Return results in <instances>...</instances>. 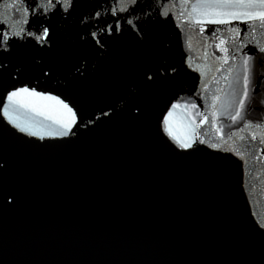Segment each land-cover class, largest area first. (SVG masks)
Wrapping results in <instances>:
<instances>
[{"label": "water", "instance_id": "95a60500", "mask_svg": "<svg viewBox=\"0 0 264 264\" xmlns=\"http://www.w3.org/2000/svg\"><path fill=\"white\" fill-rule=\"evenodd\" d=\"M208 2L0 0V264H264V28Z\"/></svg>", "mask_w": 264, "mask_h": 264}, {"label": "snow or ice", "instance_id": "6c2138e0", "mask_svg": "<svg viewBox=\"0 0 264 264\" xmlns=\"http://www.w3.org/2000/svg\"><path fill=\"white\" fill-rule=\"evenodd\" d=\"M50 2V0H49ZM39 7V5H37ZM226 9H246L247 11H225ZM257 9H259L257 11ZM35 11V9L33 10ZM189 17L194 15H201V16H216V17H231L232 19H245L250 21H259V26L264 28V0H210L208 3L204 4H193L192 11L188 13ZM210 23H219V24H226L229 21L227 19H215L210 20ZM195 23L200 24L203 23L201 20H196ZM111 28V25H109ZM119 28L117 27V31ZM201 32L204 31L203 28L200 29ZM48 32L47 29L42 31V35L40 39L47 38ZM4 41V34L3 31H0V46H2ZM225 44L224 40L219 41V45L217 47L221 48L222 51L227 52L226 48L222 46ZM224 63L228 62V57L225 56L223 58ZM247 63V61H245ZM247 93L245 92V95ZM23 98V99H22ZM9 101L13 104H18L20 107H28L37 115H44V112L38 106L40 102H53L54 105L58 106L64 114L66 115V119L64 120H57L56 123L61 125L62 130L57 131H49L44 133L45 135H66V129H69L73 123H75V114L72 112V109L68 107V105L63 104L60 100H56L54 97L51 96H41L37 92H29L27 88H22L20 91H14L11 96L8 97ZM219 99V97H216ZM241 105H243V100H241ZM176 107H179L177 105ZM173 114L170 112L168 113L169 120L165 121L170 125V119ZM239 111L236 112V115L232 116L233 120H236L239 117ZM11 118V117H10ZM51 118V117H49ZM15 122V121H14ZM24 131H31L30 128H22ZM167 131L170 135L176 139L180 145L184 148H188L191 145L186 142L185 139H181L179 136L172 131L171 126L167 128ZM40 134V133H36Z\"/></svg>", "mask_w": 264, "mask_h": 264}]
</instances>
